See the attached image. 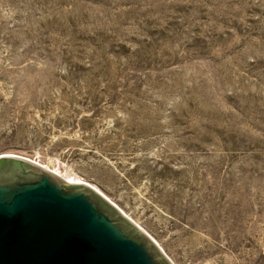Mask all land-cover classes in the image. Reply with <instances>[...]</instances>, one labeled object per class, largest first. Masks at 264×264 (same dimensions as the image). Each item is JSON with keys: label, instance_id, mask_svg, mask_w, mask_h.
Wrapping results in <instances>:
<instances>
[{"label": "rangeland", "instance_id": "obj_1", "mask_svg": "<svg viewBox=\"0 0 264 264\" xmlns=\"http://www.w3.org/2000/svg\"><path fill=\"white\" fill-rule=\"evenodd\" d=\"M2 155L174 264H264V0H0Z\"/></svg>", "mask_w": 264, "mask_h": 264}, {"label": "water", "instance_id": "obj_2", "mask_svg": "<svg viewBox=\"0 0 264 264\" xmlns=\"http://www.w3.org/2000/svg\"><path fill=\"white\" fill-rule=\"evenodd\" d=\"M0 264H172L88 184L0 156Z\"/></svg>", "mask_w": 264, "mask_h": 264}, {"label": "bare ground", "instance_id": "obj_3", "mask_svg": "<svg viewBox=\"0 0 264 264\" xmlns=\"http://www.w3.org/2000/svg\"><path fill=\"white\" fill-rule=\"evenodd\" d=\"M67 180V179H66ZM67 182L69 183V184H86V183H84V182H82V181H71V180H67ZM99 193H101L104 197H105V195L101 192V191H99L98 189H96ZM138 226V225H137ZM139 227V226H138ZM140 228V227H139ZM153 241L155 242V243H157L154 239H153ZM171 263L172 264H174L172 261H171Z\"/></svg>", "mask_w": 264, "mask_h": 264}]
</instances>
